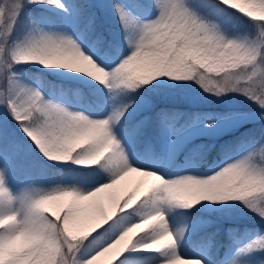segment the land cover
Returning <instances> with one entry per match:
<instances>
[{
	"label": "snow or ice",
	"instance_id": "obj_1",
	"mask_svg": "<svg viewBox=\"0 0 264 264\" xmlns=\"http://www.w3.org/2000/svg\"><path fill=\"white\" fill-rule=\"evenodd\" d=\"M249 2L254 9L264 8V0ZM26 3L65 8L61 0H0V105L8 107L22 131L45 156L50 143L65 144L73 155L87 151L89 143L85 133L89 129H96L102 130L116 143L127 164L117 172H109L101 166L84 167L91 172L99 168L108 174L107 183L103 177L93 178V184H98V187L56 185L46 191L34 189L16 197L7 188L5 168L2 166L5 160L9 165L12 163L14 147L7 141L5 133L0 132V264H89L94 258L100 261L106 258L104 264H123L126 254L145 252L160 254V264H185L186 261L202 264L201 258L180 254L178 240L183 238L185 229L173 230L165 212L166 207L171 210L176 205L184 208L192 206L172 199L163 188L155 187L157 182L154 177L162 178L165 183H177L189 177L205 181L226 167H236L248 176L264 181V143L253 147L243 158L228 163L208 178L186 175L168 179L150 169L131 165L117 128L130 105L114 107L107 117H90L45 101L38 91L25 90L13 79L11 69L14 64L39 62L31 58L35 54L56 51H78L85 54L68 33H41L38 36L30 35L24 43L13 47L9 58L6 55L8 41ZM155 6L159 15L145 22L132 9L120 2L115 3L116 12L125 29L127 51L111 61H95L92 58L109 73L105 83L85 74L87 77L106 85L114 96L134 92L157 79L140 82L120 75L118 66L135 55L152 61L158 68L157 77H170L176 81L195 80L206 92L214 95L240 93L264 109V20L256 19L255 12L229 6L225 0H200L199 4H193L191 0H155ZM198 8L209 9L215 18L200 15ZM234 13L246 16L252 22L254 34L229 37L222 28L220 17ZM146 33L150 34V39H145ZM201 47L236 49L244 55L236 62L213 70L201 57L190 54L193 49ZM173 66L180 71L169 72L168 69ZM206 119L211 121L209 127L215 125L216 119ZM78 120H86L87 128L77 127ZM257 156L260 158L256 159ZM124 172L127 174L124 175ZM130 173L151 178L155 183L133 207L124 208L129 194L122 201L113 195L105 202L102 194L110 189L104 186L116 181V187ZM231 201H242L264 217V190L252 191L244 194L242 199ZM156 214H162L164 220L153 224L147 231H137L133 227ZM102 233H106L107 238L99 239ZM125 234L129 237L127 242L118 245L116 242ZM93 241L98 242L96 250L86 260L82 259V249H87ZM254 249L264 250V237L243 251L250 253ZM232 264H240V258L233 260Z\"/></svg>",
	"mask_w": 264,
	"mask_h": 264
},
{
	"label": "rangeland",
	"instance_id": "obj_2",
	"mask_svg": "<svg viewBox=\"0 0 264 264\" xmlns=\"http://www.w3.org/2000/svg\"><path fill=\"white\" fill-rule=\"evenodd\" d=\"M104 11H107L112 15L111 21H117L119 29H113L112 35L118 40H125V29L120 21V17L116 12L115 3L120 2L126 7L133 10V12L140 17L141 20L145 22L151 18L155 19L159 15L158 8L155 7H144L143 9L137 7L132 0H97ZM154 2L155 0H149ZM65 5L64 9L59 7L48 5V4H35L40 6H46L50 9H54L64 14V23L62 25L54 26L48 24L44 21L31 22L27 26V30H22L19 32V23L22 19L21 15L16 23V27L8 41V52L6 55L10 58V52L13 47L17 44L24 43L29 36H38L41 33H68L72 38L79 44L82 51L89 55L95 61H105L101 58L99 52L96 48H89L86 43L90 38L91 33L95 30V24H91L89 31L84 35V37H78L75 33L78 25L86 19L87 15L81 7L74 5L66 0H61ZM32 4H25L24 9H27ZM23 9V10H24ZM149 13H152L149 16ZM227 32V31H226ZM229 37L236 35H244L241 32L229 33ZM127 44V42H126ZM127 51V49L125 50ZM124 51V52H125ZM117 58V57H116ZM115 59V58H114ZM17 64H27L36 65L48 70L55 72L57 75L64 79L75 80L87 85H93L98 83L104 87L105 91V101L106 108L102 112H92L91 110L78 105L70 104L64 98L61 99L55 95L47 94L43 89V84L39 78H29L26 73L19 71L15 64L11 69L14 73L13 79L25 90L28 91H38L45 101H50L59 104L71 112H80L90 117H107L113 110L114 107H121L122 105H130L128 111L125 113L124 118L119 122L117 128L119 129V136L122 137V147L129 159L131 165L138 168L150 169L157 172L158 174L164 176L168 179L179 178L186 175H192L197 178H208L218 171L222 170L224 166L228 163L234 162L237 159L243 158L248 152L252 151L253 147H258L256 144H247L242 150L237 154L232 155L218 163L216 166L207 171H202L195 164H189L184 167L177 166L175 169L172 164L175 157L180 153L188 141L199 137V136H209L218 138L226 133H229L247 123L264 121V109H261L257 103L249 99L248 97L236 93L230 92L223 95H214L206 92L199 83L195 80L190 81H176L170 77H158L155 81L148 84L147 89L144 86L136 89L134 92H129L128 94H121L119 96L112 95L110 89L99 82L92 80L85 74L73 73L71 70L50 68L41 65L39 62H27V63H17ZM162 99H171L174 102L185 101V103L191 105H205V104H215L216 102H222L223 104H239L241 107H248L235 114L222 117L214 118L216 123L214 126L209 127L211 123L210 120L204 119L198 122H193L187 125L184 129L177 131L175 129V122H169L164 118L161 119L160 131L155 136V141L160 147V157L155 159V151L150 148L147 155L144 154L138 148V144L133 135L128 132L127 128H123L122 125L127 122L128 126L133 124V133L137 132L138 129L149 120L151 117V108L159 103ZM2 112L3 123L7 126L8 130L16 131L18 129L17 123L13 118L10 110L6 105H0ZM134 122L132 123V121ZM23 140L30 146L26 148L28 153L36 156L37 159L47 158L37 145L22 131L20 125ZM36 147H33V144ZM31 151V152H30ZM26 152V153H27ZM260 157L257 156L256 159ZM48 159V158H47ZM50 160V159H49ZM55 162V161H54ZM61 163V162H56ZM73 163V162H69ZM75 164V163H74ZM5 168V175L7 180V188L9 192L16 197L25 195L34 189L49 190L56 185H71L75 184L78 187L88 188L94 185L93 180H73L69 178L56 179L51 182H41L34 183V181L25 176H21L23 173L21 169L13 167V162L9 165L8 161L5 160L2 165ZM15 168V169H14ZM14 169V170H12ZM15 171L18 175H15ZM104 182H109V176L103 177ZM143 181V183H141ZM155 183L151 178L140 176L138 173H130L126 176L120 184L115 188L110 189L108 192L102 194V199L107 202L113 195L122 201L131 191L139 187V193L137 199L143 196L147 189H149L152 184ZM70 199V198H65ZM207 210H220L229 211L235 215L242 216L241 218H246L252 225H260L261 228H257L256 232L244 239L237 238L230 251L218 262L216 263L214 259L209 254V245L199 246L197 248H190L189 241L192 235L201 229L203 226L207 225L210 221L209 217H199L195 220H185L181 221L177 218L175 213V206L171 210L165 208L167 214L169 225L175 230L176 228L185 229L183 238L179 239L180 244V254L188 257H198L202 259V264H232L233 260L240 258V264H264V258L258 255V253L264 250L254 249L252 252L243 251L250 244L258 241L261 237H264V217L257 214L250 207H248L242 201H227V202H211V201H201L197 205ZM139 219V216L136 218ZM147 239V237H146ZM97 247L89 250L86 254L82 255V259L86 260L88 256L96 250ZM140 254V253H134ZM102 258L100 264H104ZM151 264H160V260L153 262ZM185 264H191V262H185Z\"/></svg>",
	"mask_w": 264,
	"mask_h": 264
},
{
	"label": "trees",
	"instance_id": "obj_3",
	"mask_svg": "<svg viewBox=\"0 0 264 264\" xmlns=\"http://www.w3.org/2000/svg\"><path fill=\"white\" fill-rule=\"evenodd\" d=\"M66 1L81 7L88 14L86 19L75 30L78 37H84L89 31L91 24H95V30L91 33L86 45L89 48H96L103 60L111 61L127 49L125 41L118 40L112 35L113 29H119L117 21L113 22L110 20L112 15L104 11L97 0ZM132 1L141 9L149 6L155 7V1ZM191 2L199 4L200 0H191ZM197 11L200 15L215 18L214 14L207 8H198ZM21 16L19 32L27 30V26L31 22L38 23L39 21H44L58 26L62 25L65 21L63 13L35 4L24 9ZM220 21H222V28L229 33L254 34L255 32L252 22L246 16H242L239 13H234L227 17L221 16ZM15 66L19 71L25 72L27 77L39 78L47 94L55 95L61 99L64 98L70 104L83 106L92 112H102L106 108L104 87L98 83L87 85L75 80L64 79L55 72L36 65L16 63ZM142 86L147 89L148 85ZM244 109H248V107H241L239 104H223L222 102L191 105L185 103V101L174 102L171 99H162L151 108V117L137 132L133 133V124L131 123L128 126L127 124L129 123L125 122L122 127L127 128L128 132L135 137L138 148L144 154H147L149 149L153 148L156 159L160 157V147L155 141V136L160 131L162 118L169 122L177 120L175 129L180 131L190 123L204 120L206 117L222 118ZM15 122L17 123L16 120ZM19 125L17 123L18 129L16 131L11 132L8 130L7 126L3 123L0 109V132L5 133L7 141L14 147V155L12 157L13 167L21 169L23 173L22 177L30 178L34 183L38 184L63 178L86 181L108 176L107 173L99 170V168H97V171L91 172L90 169L74 163H56L47 158L39 160L36 156H31L26 151V148L30 145L23 140ZM261 143H264V121L250 122L218 138L199 136L188 141L175 157L172 167L175 169L177 166L184 167L189 164H195L200 170L207 171L224 159L237 154L247 144L259 146ZM33 147H36V145L33 144ZM18 174L15 171V175ZM85 177L88 178L84 179ZM175 213L181 221L195 220L199 217L210 218L207 225L192 235L188 244L193 249L209 245V254L216 263L230 251L237 238L244 239L254 234L257 228H261L260 225H252L246 218H241L242 216L235 215L227 210H207L198 206L184 208L176 205ZM105 238H107V234L102 233L99 239ZM97 246L98 242L93 241L87 249H82V255ZM258 255L264 258V251L258 253ZM126 257L123 264H151L161 260L160 254L149 252L132 255L126 254Z\"/></svg>",
	"mask_w": 264,
	"mask_h": 264
},
{
	"label": "clouds",
	"instance_id": "obj_4",
	"mask_svg": "<svg viewBox=\"0 0 264 264\" xmlns=\"http://www.w3.org/2000/svg\"><path fill=\"white\" fill-rule=\"evenodd\" d=\"M229 6L236 7L238 10H249V12L256 13V19L264 20V8L254 9L251 7L249 0H225ZM165 27H167L165 25ZM150 34H145V39H150ZM156 39H160L157 37ZM201 57L205 62L213 67V70H218L225 64L236 62L244 55L236 49L224 48L218 50L216 48L193 49L190 53ZM38 60L39 63L46 67H59L71 71L83 72L91 78L105 83L109 76L107 70L101 68L91 57L78 51H56L51 53L41 52L31 57ZM120 75L125 76L131 80L140 82H150L152 78H158L156 73L158 68L154 63L145 58L133 55L128 58L126 62H122L120 66ZM169 72H178V67H170ZM76 126L80 128H87L86 120L76 121ZM85 136L88 139L89 148L73 155L68 147L63 143H50L49 151L46 156L59 162L71 161L78 166L93 167L101 166L109 172H117L125 167L126 159L118 151L116 143L108 138L102 130L89 129ZM128 171H135V169H128ZM124 175L127 172L123 173ZM156 180L155 187L163 188L168 195L179 202L190 204L194 206L195 203L201 201L211 202H227L236 199H242L244 194L256 190H264V181L258 180L255 177L248 176L242 170L236 167H226L221 173L216 176L202 181L189 177L177 183H165L162 178L154 177ZM116 181L105 185V189H113ZM139 187L131 191L124 203V208L135 206L138 202ZM164 216L156 214L148 220L133 227L139 231L147 229L155 223L162 222ZM131 231V230H130ZM28 238V237H24ZM86 238V236H85ZM128 234L122 237L116 243L122 244L127 242ZM89 264H100V260L94 258Z\"/></svg>",
	"mask_w": 264,
	"mask_h": 264
}]
</instances>
